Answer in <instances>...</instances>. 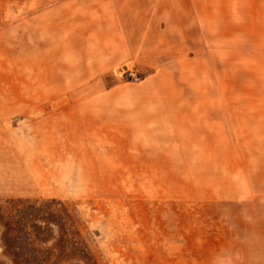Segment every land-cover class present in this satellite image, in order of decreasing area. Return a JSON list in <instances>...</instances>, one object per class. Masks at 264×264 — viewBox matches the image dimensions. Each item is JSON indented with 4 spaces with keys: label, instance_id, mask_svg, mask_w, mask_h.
I'll return each mask as SVG.
<instances>
[{
    "label": "rangeland",
    "instance_id": "374dc122",
    "mask_svg": "<svg viewBox=\"0 0 264 264\" xmlns=\"http://www.w3.org/2000/svg\"><path fill=\"white\" fill-rule=\"evenodd\" d=\"M126 2L0 0V264L37 209L59 264H264V40L165 39ZM149 96L190 98L182 166H144Z\"/></svg>",
    "mask_w": 264,
    "mask_h": 264
},
{
    "label": "crops",
    "instance_id": "0c3cea01",
    "mask_svg": "<svg viewBox=\"0 0 264 264\" xmlns=\"http://www.w3.org/2000/svg\"><path fill=\"white\" fill-rule=\"evenodd\" d=\"M141 1L139 7L146 14L140 16L142 18L140 23L146 24L144 33L150 32L157 24L160 27L158 31L162 30L165 39L188 40L189 45L191 41L199 39L204 41L264 40V0H174L172 3L155 0L151 16L148 15V1L146 0V4L143 0ZM129 2L127 0L126 4L120 5V8L127 7ZM165 2H168L167 6ZM130 8H136V6L133 5ZM161 9L164 11V18H157L155 22V15ZM115 17L116 22L114 23L120 22L117 13ZM192 47L196 49L194 42ZM139 100L141 101L137 104H145L146 107L139 109L140 112L135 118L127 120L138 121L135 129L140 127L143 130L142 147L147 146V149H142L141 157L147 161L144 166L179 167L184 165L180 163L183 152L176 148L179 146L173 144L174 139L170 136L180 129L196 127L195 110L189 109L188 113L181 110V104L190 103L187 101L190 98L149 96L140 97ZM188 115L190 119L182 124V119Z\"/></svg>",
    "mask_w": 264,
    "mask_h": 264
},
{
    "label": "trees",
    "instance_id": "16d2710c",
    "mask_svg": "<svg viewBox=\"0 0 264 264\" xmlns=\"http://www.w3.org/2000/svg\"><path fill=\"white\" fill-rule=\"evenodd\" d=\"M33 216V220L31 216L27 221H20V226L23 228L25 232L29 235L33 233L35 238L32 241H28L24 245L17 244L16 252V261L13 264H59L57 259L55 260L56 254L55 251L58 252L57 257L59 258L63 247L60 245H54L53 247H48L50 239L46 236H42V234L47 233L48 236L52 231V221L47 217V213H44L43 210L37 209ZM55 224V223H53Z\"/></svg>",
    "mask_w": 264,
    "mask_h": 264
},
{
    "label": "built area",
    "instance_id": "2783aa9c",
    "mask_svg": "<svg viewBox=\"0 0 264 264\" xmlns=\"http://www.w3.org/2000/svg\"><path fill=\"white\" fill-rule=\"evenodd\" d=\"M134 74H133V72H131V76H133ZM135 76V75H134Z\"/></svg>",
    "mask_w": 264,
    "mask_h": 264
}]
</instances>
